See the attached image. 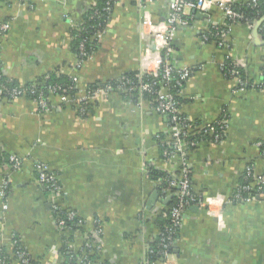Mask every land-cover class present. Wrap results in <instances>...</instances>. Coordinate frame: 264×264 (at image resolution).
Wrapping results in <instances>:
<instances>
[{
    "label": "crops",
    "instance_id": "obj_1",
    "mask_svg": "<svg viewBox=\"0 0 264 264\" xmlns=\"http://www.w3.org/2000/svg\"><path fill=\"white\" fill-rule=\"evenodd\" d=\"M214 1L204 16L187 11L188 24L173 41L172 65L191 71L179 93L181 113L203 125L227 113V134L221 143H200L186 156L194 193L204 205L186 211L168 264H264V196L228 202L249 167L264 179V92H236L235 80L222 69L231 59L248 81L264 83V25L257 33L258 21L226 18L223 4L247 0ZM95 2L0 0V31L9 24L0 34L6 77L24 85L53 72L78 77L85 89L129 72L153 71L154 40L143 35L142 20L147 12L155 24L165 21L170 0H120L98 50L79 68L71 30ZM213 28L220 37L226 33L227 47L218 45L219 37L205 39ZM50 101V111L41 112L27 98L0 100V158L14 154L24 160L18 171L0 165V193L6 182L10 187L4 212L0 196V254L6 252L9 264H64L65 239L78 252L100 223V263L143 264L159 219L169 211L147 166L175 175L182 163L179 155L162 158L164 143L172 142L167 116L149 102L133 105L116 92L89 99L85 114L79 102ZM40 162L59 176L60 205L85 221L84 231L57 226L50 197L36 180ZM15 240L27 263L16 259Z\"/></svg>",
    "mask_w": 264,
    "mask_h": 264
},
{
    "label": "built area",
    "instance_id": "obj_2",
    "mask_svg": "<svg viewBox=\"0 0 264 264\" xmlns=\"http://www.w3.org/2000/svg\"><path fill=\"white\" fill-rule=\"evenodd\" d=\"M114 6L120 1V0H114ZM145 1V0H142ZM153 1V0H150ZM259 0H252L251 3L254 5L258 4ZM215 3L214 0H170V12L168 17L165 21L162 23L155 24L152 21V18L149 16L147 12H145L144 18L142 20V31L143 35L149 36L153 38L154 40V46H155V59L153 60L155 63V69L148 70V68L141 70L139 74V83L138 85L135 84L131 79H124L122 83L117 87L120 91L125 92H132L136 89L141 92H149V93H155L157 94L156 103L157 106L155 107V111L168 115L171 118V123L169 125V134L173 143V153L170 154L168 152L165 153L167 156V159L170 160L175 155H179L182 158L181 168H180V179H165V186L162 188V195L161 198L163 200H166L174 195L177 196L178 203L176 206L171 208L170 215H171V226L167 227L166 230H164L163 233H158L160 236V251L157 252V255L161 257L162 262H153L151 264H168V259L172 255L169 250L172 248V245L174 244L173 235L178 233V231L181 229L184 216L187 208L191 205H204V202L201 201L200 198H198L193 190L192 186V178L190 177L192 171L191 167L187 161V154L190 147H196L200 143L206 142H194L190 141L189 137L192 136L193 131L197 130L196 125L189 124L185 121H182L178 117L179 113V104L175 99L174 94L171 92V87L175 86H182L183 83L190 77L191 71L189 69H176L172 65V57L175 53L173 41L175 39V36L177 34L178 29L181 26L188 24V12L189 10L195 11L199 10L201 12L208 11L210 7ZM96 3H94L91 7L95 6ZM207 5V7H205ZM222 8L224 10L225 16L230 21H236L240 22L244 16L238 12L232 9L230 4H223ZM95 13H99L97 10ZM228 25V24H226ZM80 26V25H79ZM79 26H74L72 28L79 29ZM264 28V27H263ZM9 29V24L6 23L1 27L0 34L5 33ZM147 31V32H146ZM105 32V29L101 32L95 33V36H93L90 41L93 40H101L103 34ZM96 37V39H94ZM226 33L222 32L221 37L219 36V41H217L218 45L220 47H227L226 41H225ZM205 39H208L206 36ZM87 39L83 40L80 45V57L86 58L88 56V53L86 52V44ZM89 60V59H88ZM86 62V61H85ZM84 60H79L78 66L79 68L81 65H83ZM223 69V67H222ZM225 73V72H224ZM153 76L155 78V82L149 83L144 82L142 78L144 76ZM226 76H228L230 79L235 80L236 82V92L239 91H247L249 82L245 79H242L240 75V71L237 69L236 64L234 66H231V68L225 73ZM159 78V80H157ZM73 82L75 86L79 87V79L78 77H73ZM257 88L260 91L264 92V83L263 84H256ZM157 88V89H156ZM110 91H112L111 87H105L104 89H98L96 96L98 95H106ZM25 94V91L18 90V89H12L7 90L6 87H4L3 83L0 79V100L8 101L10 98L11 100H16L19 98H22V96ZM9 95V96H7ZM80 95L82 97L80 98ZM79 100H83L86 97V91L84 89L81 90L80 94L77 95ZM143 96L140 97L138 104L146 101L143 100ZM62 103H72L75 102L72 100L69 96L63 95L59 97ZM35 103L38 104V107L42 110L49 111L46 102H44L43 99H40V101ZM80 102V101H79ZM148 102V101H146ZM80 106V110L82 109V106ZM84 110V109H82ZM228 120H221L219 121V127L221 129L220 132H215L214 129L210 128V125H203L200 129L205 131L206 135H210L211 137L215 138V142L211 141V143H221L223 141V138L226 137L227 134V127H228ZM218 122V121H217ZM209 128V129H208ZM10 162V169L12 171H18L22 168L24 160L18 157L17 155H10L9 157ZM37 171V182L42 187L45 186L50 195V207L52 212L55 215V221L57 226L60 229H68L70 231H78L73 226H67V222L62 217V211L63 208L60 205V200L63 196L62 192V186L60 182L59 176L52 172L48 165L44 163H37L36 166ZM246 176L248 180L251 181L248 182V184L244 185L242 188L238 186L236 193L233 197V199H230L229 203H244V202H250L258 200L261 196H264V179H257L253 175V168L249 167L247 169ZM247 180V181H248ZM8 183L4 185V187L1 190L0 196L2 199V211H6L8 208L7 205V196H8ZM177 188L178 192L174 194L173 189ZM244 196V194H246ZM78 216L75 212H70L67 214L68 220L72 221ZM86 225L84 220H80L76 224L77 227H84ZM100 223L96 225V228L92 234H90L93 237V240H89L88 236L85 239L83 247L78 251L75 252L79 253L81 252V255L77 257L79 264H93L86 262V260L83 258L84 255H90L89 253H101L102 245L101 240L98 239L99 236L102 234V229L100 227ZM78 229V228H77ZM178 230V231H177ZM177 231V232H176ZM17 243V240H15V244ZM69 248L72 250V247L70 244H68ZM73 251V250H72ZM16 259L21 260L23 263H27L28 259L26 258V255L23 252H17L15 254ZM0 264H8L5 260L0 259ZM144 264H150L148 260L145 261Z\"/></svg>",
    "mask_w": 264,
    "mask_h": 264
},
{
    "label": "trees",
    "instance_id": "obj_3",
    "mask_svg": "<svg viewBox=\"0 0 264 264\" xmlns=\"http://www.w3.org/2000/svg\"><path fill=\"white\" fill-rule=\"evenodd\" d=\"M252 0H247L244 1L242 4H230V6L232 7V9H234L235 11L240 12L244 18L240 21V22H256L261 20L262 18H264V0H259L258 4L254 5L253 3H251ZM114 0H96V5L93 7H90L88 9V11L84 14L83 16V21L77 28H72L71 30V35H72V41L74 44V49L76 51V54L78 55L79 60H84L87 61L88 59H90L98 50L99 45H100V40H93L90 41V39L95 36V33L97 32H101L104 29H106V26L109 22L110 19V14L114 8ZM98 11L99 13H95V11ZM229 23V22H228ZM220 30L213 28L209 30V33L206 34V36L214 41L218 40V35H219ZM87 39V42L85 44L86 46V52L88 53V56L86 58H81L80 57V45L82 43L83 40ZM94 39H96V37H94ZM235 62H233L231 59H228L224 65H223V70L226 73L231 66H234ZM237 69L240 71V75L242 77V79H246L245 77V73L242 70V68L239 67V65L236 64ZM141 72L137 71V72H129L126 74L121 75L119 78H117L116 80L113 81H109L107 83H94V84H89L86 86V88L84 89L86 91V97L83 100H79L77 95L80 94L81 92V87H76L74 82H73V77L69 76V75H59L57 73H50L48 76H45L43 78H40L36 81L21 85L16 83L15 81H13L12 79L6 77V75L3 72V68H2V64L0 61V79L1 82L3 83L4 87L7 88V90H12V89H18V90H22L25 91V94L22 96V98H27L30 99L31 101H40V99H43L44 102H46V105L48 107V109H51V101L50 99L52 97H60L63 95H67L69 96L72 100H74L75 102H79V105L82 106V109L84 110H80V113L85 114L87 113L88 110H90L91 107V103H89V99H91L92 97L96 96L95 94L97 93L98 89H104L105 87H111L112 91H110L109 93L112 92H116L122 95V97L125 99V101H127L128 103H131L133 105H138V101L140 99L141 96H143V100L148 101L152 108L155 110V107L157 106L156 103V98H157V94H153V93H149V92H141L138 91V89L132 91V92H125V91H120L119 89H117V87L122 83V81L124 79H131L135 84L138 85L139 83V74ZM228 77V76H227ZM229 78V77H228ZM142 80L144 82H155V78L153 76H144L142 78ZM157 80H159V78H157ZM248 81V80H247ZM249 82V86H248V90L251 89H257V85L248 81ZM184 84H182V86H172L171 87V92L174 94L176 101L179 104V113H178V117L180 120L185 121L189 124H194L197 126V130L193 131V134L191 137H189L190 141H194V142H201L206 141V142H215V138L211 137L210 135H206L205 131H203L202 129H200L203 124L201 123H193L190 122L187 117H185L182 113H181V108H182V103L180 100V96L179 93L180 91L183 89ZM263 84V83H261ZM157 89V88H156ZM9 96V95H7ZM8 101H12L10 98L8 99ZM63 105H66L67 103H62ZM62 107V106H61ZM41 112H46V110H42L41 108H39ZM50 111V110H49ZM165 115V114H163ZM168 118V123L170 125L171 123V118L168 115H165ZM229 119V115L227 113H224L223 116L218 120V122L216 121V123H214L213 125H210L209 127L212 129H214L215 132H220L221 129L219 127V121L221 120H226ZM209 129V128H208ZM226 137L223 138V140ZM196 147H190L189 151H192L194 149H196ZM173 143L170 142L169 145L164 143L163 146V153H173ZM9 157L10 155H8L5 158H0V165H6L10 167V162H9ZM163 160L167 161V156L163 155L162 156ZM192 171V170H191ZM147 172L148 175L150 176V178L152 180H154L157 184V190L158 193L160 194V196L162 195V188L165 186V179L169 178V179H180V169L176 171L175 175H171L169 172H165L163 170H161L160 168H157L153 165H148L147 166ZM57 174V173H56ZM38 175V174H37ZM190 177L192 178V173L190 175ZM37 178V177H36ZM247 176L243 177L241 183H240V188H242L244 185L248 184V182L251 181L248 180ZM61 182V181H60ZM62 186V185H61ZM10 187L7 188L8 192H9ZM43 191L49 196L50 193L48 191V189L45 186H42ZM237 190V189H236ZM233 193L232 197L230 199H233L235 193ZM174 194H176V192H178L177 188L173 189ZM196 195V194H195ZM246 194H244V196H246ZM197 196V195H196ZM199 198V197H198ZM178 203V199L177 196L174 195L171 197L170 201L167 203V207H169V211L167 212V215L165 217H160L159 219V233H163L164 230H166L167 227L171 226V215H170V211L171 208L176 206ZM239 203V202H237ZM236 204V203H233ZM194 204H191L187 209H189L191 206H193ZM62 211V217H64V219L67 222V226H73L76 230L79 231H84L85 230V226L84 227H77L76 228V224L80 221L83 220L81 217L77 216L75 219H73L72 221L68 220L67 214L70 212H75L73 210H69V209H63ZM76 213V212H75ZM178 231V230H177ZM176 231V232H177ZM180 231V230H179ZM178 233L173 235V240H174V244L172 245V248L169 250V252L172 254L174 252L175 249V244L177 242L178 239ZM92 234V233H91ZM160 236L157 235V237L154 239L153 243H151L149 249H148V254L147 257L145 259L149 261V263H153V262H158L161 263V257L159 255H157V252L160 251ZM89 240H93V237L91 235L88 236ZM98 239L101 240V236L98 237ZM65 240H67L68 242H65L66 244H64L62 250H61V254L64 256L65 258V262L64 264H79L77 257L81 255V252L76 253L72 251L68 244H69V240L68 238H66ZM101 242V241H100ZM21 244L19 243V241L17 240V243L15 244V253L22 251L21 248ZM24 251V250H23ZM90 255H84L83 258L86 260V262L89 263H93V264H104V263H100V253H89ZM0 259L5 260L8 264L10 263V257L6 254L5 251H2V253L0 254ZM145 261L143 262V264L145 263Z\"/></svg>",
    "mask_w": 264,
    "mask_h": 264
},
{
    "label": "water",
    "instance_id": "obj_4",
    "mask_svg": "<svg viewBox=\"0 0 264 264\" xmlns=\"http://www.w3.org/2000/svg\"><path fill=\"white\" fill-rule=\"evenodd\" d=\"M193 13L195 15H197L198 17H201V16H204L206 15L205 13L199 11V10H195L193 11ZM264 25V18H262L261 20H259L256 24H255V28L257 30V33H258V30H260V28ZM171 197L166 199V200H163L165 203H168L170 201Z\"/></svg>",
    "mask_w": 264,
    "mask_h": 264
},
{
    "label": "clouds",
    "instance_id": "obj_5",
    "mask_svg": "<svg viewBox=\"0 0 264 264\" xmlns=\"http://www.w3.org/2000/svg\"><path fill=\"white\" fill-rule=\"evenodd\" d=\"M205 7H207V5H205Z\"/></svg>",
    "mask_w": 264,
    "mask_h": 264
}]
</instances>
